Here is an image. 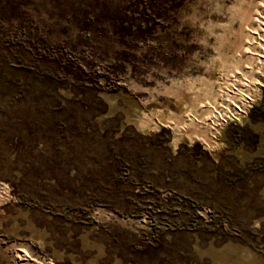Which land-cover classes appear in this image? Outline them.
I'll return each instance as SVG.
<instances>
[{
  "label": "rangeland",
  "instance_id": "1",
  "mask_svg": "<svg viewBox=\"0 0 264 264\" xmlns=\"http://www.w3.org/2000/svg\"><path fill=\"white\" fill-rule=\"evenodd\" d=\"M254 1L0 0V264H264Z\"/></svg>",
  "mask_w": 264,
  "mask_h": 264
},
{
  "label": "bare ground",
  "instance_id": "2",
  "mask_svg": "<svg viewBox=\"0 0 264 264\" xmlns=\"http://www.w3.org/2000/svg\"><path fill=\"white\" fill-rule=\"evenodd\" d=\"M249 1L252 5H255L254 0H249ZM257 2L260 3L261 0H257ZM256 15H257V13H251V12L248 13L246 10L240 15V18H241V20L251 22L254 25H260L259 23H257ZM244 32H245L244 38L240 42V45H238V47L235 46V49H236L235 53L241 57L242 56L247 57L248 59H250L249 60V63H250L251 60H254L255 58L259 59L263 55L264 27H259V28L257 27L254 29L244 28ZM233 55H235V54H233ZM249 66H250V64H249ZM219 106L221 108H220V110H218L216 112V115L210 116V119L207 120L208 125L212 124V122H215V121H216L215 124L218 121L219 122L223 121V119H225L226 117H234L232 115L234 113V111L240 112V108H241L240 104H237L235 102L231 103V102L226 101V100L222 105H219ZM219 106H216V108ZM229 106L234 107V109L232 107L230 108ZM205 126H206V124H204V127Z\"/></svg>",
  "mask_w": 264,
  "mask_h": 264
}]
</instances>
